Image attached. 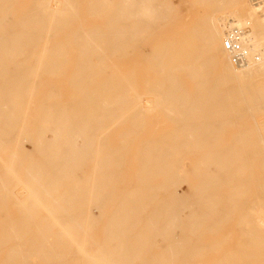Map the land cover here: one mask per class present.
Listing matches in <instances>:
<instances>
[{
	"label": "bare ground",
	"instance_id": "obj_1",
	"mask_svg": "<svg viewBox=\"0 0 264 264\" xmlns=\"http://www.w3.org/2000/svg\"><path fill=\"white\" fill-rule=\"evenodd\" d=\"M20 4L0 0V264H264V58L223 47L236 26L263 53L264 0Z\"/></svg>",
	"mask_w": 264,
	"mask_h": 264
},
{
	"label": "rangeland",
	"instance_id": "obj_2",
	"mask_svg": "<svg viewBox=\"0 0 264 264\" xmlns=\"http://www.w3.org/2000/svg\"><path fill=\"white\" fill-rule=\"evenodd\" d=\"M28 1H30V0H20L21 4L19 6H17V7L20 8V9H24ZM174 1H175L176 4H179V2L181 0H174ZM190 7L191 6H188V7L187 6H183V10H185V11L186 10H190V11H194L195 12L196 9H197V8H194V7H191L192 9H189ZM160 11H161V14L163 16H166L167 13H166V10L164 8H160ZM190 11H188L187 13H189ZM16 15L17 14H15V16ZM216 16H220V15L217 14ZM177 28H179V27H177ZM150 48H151V46H149V45L139 46V48H138V54L141 56V55L144 54V51L150 50ZM132 60L133 59H127V60L124 61V63H125L124 69L125 70H126V68H132L133 67V61ZM112 62L113 63H111V64H113V66L111 68L107 69V72H109V73L119 72L118 69L119 70L121 69L120 67H118L119 66V63L116 60H113ZM115 66L117 67V69H116ZM56 82L62 84L63 91H64L63 97H66L67 98L65 101L69 100V98H71V97H70V95H69V93L67 91L68 83H67L66 79H64V78H61V79L57 78V81ZM31 124L32 123H29V126L30 127H31ZM123 128L125 129V127H121V128L115 129V131L112 130V133L113 134H112L111 139H110V146H112V147L114 146L115 147L118 144V136L117 135H118V133L121 132V130ZM28 145L30 146V144H28ZM140 148H141L140 138L139 139L137 138L134 143L130 144V151L131 152H129L125 156L126 163H125V167L123 169H129V170L132 171V173L134 172V170L137 167V164L135 162L136 161V158L135 157H137V153L136 152ZM187 163L190 165L192 163V161L187 160ZM191 166H192V164L190 165V167ZM79 176L82 177V174H80ZM151 181H153L154 183H159L160 182V178H154ZM195 181H196L195 180V177L193 175H191L188 178V182L187 183H183V185H182V191L183 192H186V193H189L190 192L189 185H193L195 183ZM130 183L132 185H136L137 184V181L135 179H133V180L130 181ZM117 186L119 188L123 189V191H125L126 186H127V182L126 181H124V182H117ZM157 193L159 195H164L165 194V190L163 188H159L157 190ZM97 213H99V212H97ZM1 214L2 213H0V215Z\"/></svg>",
	"mask_w": 264,
	"mask_h": 264
},
{
	"label": "built area",
	"instance_id": "obj_3",
	"mask_svg": "<svg viewBox=\"0 0 264 264\" xmlns=\"http://www.w3.org/2000/svg\"><path fill=\"white\" fill-rule=\"evenodd\" d=\"M245 30L240 27H232L226 32L223 39V47L230 53L234 65L244 67L250 62H258L264 58V51L252 53L245 45Z\"/></svg>",
	"mask_w": 264,
	"mask_h": 264
}]
</instances>
